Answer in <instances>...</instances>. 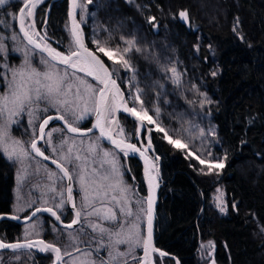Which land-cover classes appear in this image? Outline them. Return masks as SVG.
<instances>
[{
	"label": "trees",
	"instance_id": "trees-1",
	"mask_svg": "<svg viewBox=\"0 0 264 264\" xmlns=\"http://www.w3.org/2000/svg\"><path fill=\"white\" fill-rule=\"evenodd\" d=\"M92 2L89 9L95 11L94 21L101 28L98 38L103 42L107 38L114 44L125 39L135 42L129 57L136 66L138 81L148 86L149 99L159 90L149 84L162 73L165 60L178 63L183 78L181 90L187 93L188 100L176 101V107L166 105L162 123L172 122L170 126L177 127L178 120L188 112L199 114L196 110L200 106L197 100L200 83L209 99L205 118L210 123V133L202 138L204 151L197 154L207 162H223V168H213L208 173L207 163L200 164L189 156L187 149L173 146L161 132L152 131L163 180L157 204L156 247L175 256L180 264H199L200 241L210 240L216 264H264V0ZM18 6L17 2L7 8L16 10ZM181 11L188 13L190 30L178 22ZM235 21L237 33L232 31ZM35 23L38 29L45 24V32L56 49L69 50L66 0H44L36 9ZM82 25L87 45L96 50L92 30ZM100 56L112 71L107 59ZM211 70L216 75L212 72L210 76ZM118 81L128 97L126 86ZM167 90L173 94L169 100L176 99L175 90ZM146 91L143 86L141 94ZM53 114L56 113H50ZM87 120L81 129L89 128L91 118ZM120 122L133 142L136 124L124 116H120ZM127 164L144 195L139 161L128 158ZM14 180L13 165L0 156V214L11 213ZM217 188L223 192L226 205V213L222 215L211 204L212 192ZM37 219L44 227L42 238L50 243L48 231L52 220L48 215ZM22 227L1 221L0 240L19 241ZM27 254L31 255V264H52L51 253ZM156 264L175 263L156 257Z\"/></svg>",
	"mask_w": 264,
	"mask_h": 264
},
{
	"label": "snow or ice",
	"instance_id": "snow-or-ice-1",
	"mask_svg": "<svg viewBox=\"0 0 264 264\" xmlns=\"http://www.w3.org/2000/svg\"><path fill=\"white\" fill-rule=\"evenodd\" d=\"M91 2L92 0H88V3ZM5 3H7V0H0V5H4ZM29 3L31 4V8H28ZM37 3H39V0H27L25 6L20 9V28L21 31L24 32V36L30 45L39 49L41 53L47 54L46 57H42L40 61L46 66L45 70L40 71L32 65L31 56L28 51L24 52L23 64L20 67H11L7 62L9 50L3 43H0V61H3V63L0 64V77L4 75L3 69H8L11 74V79L8 80L7 91L4 94H0V149H2L10 159L16 157L23 161V159L29 156V152L25 150L21 142L15 140L10 135L11 125L17 122L13 118L25 112L30 118V124H33L36 120H42L38 125H34L38 130V139H33L30 142V148L37 156L43 157L45 160L51 158L45 155V152L38 147V141H44L51 146L52 133L57 131V129L52 128L46 132L45 129L49 127L50 122L53 120H61L67 132L85 135L86 132H91L92 129L89 128L86 131H82V129L76 125L90 112L96 114V123L93 127L99 129L101 137L109 139L113 145L120 148L121 151H124L125 155H127L129 151L140 152V154L144 156L146 163L151 164L145 152H141L134 144L125 143L123 139L119 141L114 139L111 132L106 131V128L110 127L112 124L116 112L122 110L124 113H129L142 122L147 120L149 124L156 123V129L164 133L169 143L180 148L187 147V145L182 144L179 139L173 140L168 136L167 131L163 127H160V125L148 115L146 109H143V101L140 99V89H137L136 94L132 96L134 106L128 107V102L125 100L124 93L121 91L117 81L112 78L117 74L116 69L110 71L104 60L97 55V53H101L104 57H107L109 61H113L114 64H122L125 68H130L131 66L128 60L125 59V54L131 50L135 43L134 41H127L126 43L129 47L125 48L123 52L119 49H111L100 45L98 41H94V43L97 44L96 50H89L84 44L80 24L76 19L77 9L83 11L86 5L82 3L81 0H71V10L69 12V17L71 18V25L69 27L71 41L69 50L67 54H65L46 42L43 44L37 42L29 35V32L25 30V8H28L26 16L31 17L33 16L32 8H35ZM179 16L184 20L188 19L187 11H181ZM150 19L154 20L155 18L153 17ZM28 27L33 28L34 24ZM233 30L236 31L235 28ZM36 35L39 34L36 33ZM12 39H15V37H12ZM45 39L44 36L40 37L41 41H45ZM138 50L139 49H137V51ZM16 51H19V49ZM59 65L64 66L63 71L60 70L58 67ZM68 68L73 70L71 74L67 71ZM171 71L174 74L176 73L175 68L171 69ZM77 72L84 73L85 77H92L96 85L94 86L88 83L84 77L76 76ZM212 75H216V73L213 72ZM136 102L140 103L142 111L137 110L135 107ZM41 105H43V107H41ZM89 105H91V107H89ZM49 108L56 109L55 116L49 114L42 118L37 114L38 112L48 113ZM59 130L63 131L64 129L61 128ZM148 131L150 132L151 129ZM120 133L123 134V129H120ZM46 136L47 139H45ZM64 142L66 143L67 141ZM148 147H151V138H149ZM97 148L98 145L92 143L89 145L88 151L95 152ZM52 150L56 152L55 147H53ZM71 151L72 149L69 148L68 153H71ZM110 155L111 153L108 151L103 153L105 158ZM84 159L86 160L87 158L85 157ZM196 159L199 160L200 164H208V173H211L213 168L220 169L224 167L223 162L214 164L200 159L198 156ZM62 160H66L68 163L73 164V168L70 170L61 162ZM75 160L79 161L81 157L77 155ZM51 163L62 173V175L59 176L55 172H50L48 174V178L53 180V185L49 189L53 193L51 199L54 203L52 206H48V200L45 199L43 201L45 206L33 208L35 201H27L21 204L18 198V203L14 209L16 213L31 209L29 215L24 217L25 220H32L33 217H37L38 213L46 212L51 217H54L56 221H61L65 204L71 203L73 209H77L73 197V181L78 180L81 190L84 193L82 205L75 211V218L71 223L65 225V227L71 229L74 225L79 224L82 215L85 219L91 216H97L101 220L118 221L119 217L117 211L114 210V208H116L119 210L121 216L124 218L134 217V220L130 222L127 228L124 224L118 223L116 227L120 230L115 232L96 224H90L93 231L98 230L101 234L100 242L96 249L97 255L100 248H105L108 251V259L105 261L101 258L100 264H153L151 254L159 251L153 246L152 241L153 197L150 194L146 198L145 202L147 203V209L141 207L139 210L147 219V233L146 235H142L140 225L136 223V221L140 219V216H134L131 198L128 196L130 188L123 183L122 174L115 163V157L112 158L110 169H106L102 173L97 169H93L92 176L87 172L86 166L75 164L70 156L67 155H62L61 160L51 159ZM151 167H155V165L151 164ZM147 175L149 188H154L156 177L151 174L150 169L147 170ZM64 179H67V185L61 183L58 188L55 182L57 180L62 182ZM90 189H92L91 194L94 195L102 205H104L105 199L109 198L110 192H118L119 194L110 196V202L113 204V207L97 208L90 199ZM56 197H59L58 201H56ZM216 199L218 201L217 207L220 212H225L226 205L223 193L217 196ZM137 203L141 202L137 201ZM232 207L235 208L236 205L233 204ZM89 208L92 210L87 211ZM58 211L60 214H58ZM11 218L20 219L19 215H13ZM38 225L39 220L37 219L33 224L28 226L25 235L30 236L33 232H36L39 236V232L37 231ZM71 235L72 234L69 233V236ZM105 235L108 238L107 244L103 243ZM120 244H127L128 250L126 252L119 251L117 246ZM34 247H38L40 251L54 252L56 254V261L58 262L63 260L61 249L54 244L46 243L43 239L37 241L28 240L26 243H4L0 241V249L16 250L31 249ZM207 247H212L211 242H209ZM138 248L143 251L142 257L136 255V249ZM76 250L80 251V249ZM63 255L71 256L72 254L66 251ZM160 255H167V253L161 252ZM85 256L91 257L92 252L85 253ZM68 264H95V261L91 259L81 261L78 260V258H73ZM213 264H215L214 261Z\"/></svg>",
	"mask_w": 264,
	"mask_h": 264
},
{
	"label": "rangeland",
	"instance_id": "rangeland-1",
	"mask_svg": "<svg viewBox=\"0 0 264 264\" xmlns=\"http://www.w3.org/2000/svg\"><path fill=\"white\" fill-rule=\"evenodd\" d=\"M27 0H7V3H5L4 5H0V43H3L7 49L9 50L8 55H7V62L8 64L13 67V68H18L23 64V59H24V52L28 51L30 53L31 56V60H32V65L34 67H36L38 70L43 71L45 70L46 66L43 65L40 61L42 59V57H44L42 54H40L38 51H36V49H34L33 47H31L24 39V37L22 36V34L20 33L19 29H18V25H17V17L19 14V11L22 7V5L26 2ZM126 2H128L129 4H133V0H124ZM20 3V6H18L19 8L16 10H11L8 9L7 6L10 4H15V3ZM43 2V1H42ZM82 3H84L86 5L85 9L83 11H81L80 9H78V18H79V22L82 26L83 29V25H86L90 28V30H92L91 32V36H92V42L93 45L97 48V44L94 43V41H98L100 45H103L107 48H111V49H119L121 52H123V50L125 48H128L129 45L126 43L127 41H133V39L127 40L125 39L124 41L120 42L117 41L114 43H109V41L106 38V40L104 39V42L97 37V34L99 33V31H101V28H99V23H96L94 20H96V16H95V11H91L89 8L92 6L93 2L88 3V0H81ZM41 4L38 3L36 5V7L33 10V19H34V25L36 27V23H35V13H36V9L38 8V6ZM8 9V10H7ZM95 9H99V5L97 4ZM15 23V25H14ZM237 22L235 21L233 23V29L235 28L236 31L232 30L234 33H237ZM29 25H31V22L29 20V17L25 16V28L27 29V31L29 33H34L33 29L28 27ZM36 31L38 32V37L37 40H39L38 42L40 43H48L50 44L53 48H55L53 46V40L50 39L46 32H45V24L38 29L36 27ZM44 36L46 39L45 41H41L40 37ZM12 37H15V39H12ZM85 37V36H84ZM105 38V37H104ZM86 41V39H85ZM135 45V43H134ZM134 45L132 46L131 49L134 48ZM17 49H19V51H16ZM58 50V49H57ZM62 52V51H61ZM68 50H66L64 53L67 54ZM130 51H128L125 54V59L128 60L129 64H130V68H125L122 64H114L113 61H109L107 59V57H105L107 59V61L110 63L112 70L116 69L117 74L114 75L118 84L119 81L118 79H120L124 85L127 88L128 93V97L126 96L125 92L123 91L122 87V91L125 95V100L132 102V96H134L137 92V89H140V99L143 101V109H146L147 111L153 112V114L148 113L149 116L152 117V119L154 121H156L160 127H163L167 133L168 136H170L173 140L179 139L180 142L182 144L187 145L186 148H181V149H187V152L189 154V156H191L193 159L199 161L198 159H196V157L198 156L200 159L201 157L197 154L198 152H203L204 149H202L204 146L202 138L210 133V123L208 122V120L205 118L206 116H208V109L210 106L209 103V99L207 97V95L203 92L204 90L202 89V85L200 83V86L197 87V91L200 93L199 97H197V100L200 101V106L198 107V109L196 110L197 113H191L188 112V114L183 117L182 120H178L177 127H172L170 126L172 122L170 123H166V122H161L162 120V114L164 113V109L167 108L165 107L167 106H173L176 107V101L179 100H188L186 98V92L184 90H181V83H183V78L179 73V66L178 63L176 61H170V60H165V66L162 69V73H159V76H157L155 79V81H152L151 84H149V87H153L154 89H159L156 91L155 94L152 95V100L151 97L149 99V90H148V86L146 83L141 84V82L138 81V76H137V71H136V66L134 64L131 63L130 61ZM101 54V53H99ZM103 55V54H101ZM15 58V59H14ZM3 61H0V64H2ZM60 68V70H64V66H58ZM175 68L176 73L174 74L171 69ZM111 71V68H109ZM67 71L69 72V74H71L73 72V70L71 68H68ZM213 71H210V76L211 73ZM3 77H0V94H4L7 91V86H8V80L11 79V74L10 71L8 69H3ZM76 76L79 77H84L88 83L93 84L94 86L96 85V82L91 78V77H85L84 73H76ZM178 77V80H177ZM140 78V77H139ZM150 78V77H149ZM152 78H150L149 80H151ZM120 85V84H119ZM143 86L145 87V89H147L146 93L144 95L141 94L142 88ZM167 88L175 90L174 92V96L176 99H171L169 100V97L173 94H171ZM165 89V90H164ZM179 93V94H178ZM184 94V95H183ZM161 98H163V100H161ZM166 98V99H165ZM195 100V98H194ZM171 102H173V104H171ZM204 102V103H203ZM133 103V102H132ZM194 104V103H193ZM196 104V103H195ZM204 104H206L207 106H205ZM133 105V104H132ZM131 104H128V107H133ZM41 107H43V105H41ZM89 107H91V105H89ZM135 107L138 108L137 110L142 111L140 103L136 102L135 103ZM169 108V107H168ZM158 110V111H157ZM50 113H56V109L55 108H49L48 113H43V112H38L37 114L40 115L42 118ZM165 114V113H164ZM94 112H90L88 114L85 115V118L83 120H80L78 122V124L76 126L80 127L81 125H83V123L89 119V118H93ZM166 115V114H165ZM120 116L121 115H114V118L117 120L118 122V129L117 132H115V135L119 138H123L126 141H129V132H127L125 126H123L120 122ZM118 117V118H117ZM14 120H16L17 122L11 125L10 128V135L15 139V140H19L22 144V146L25 148V150H27L29 152V156L26 159H23V161H21L20 159H17L16 157L13 158H9L7 156L6 153H4V151L2 149H0V156H3L9 163H11L13 165V172L15 175V185L13 188V200H12V206H11V213L13 215H26L27 213H29L31 211V209L26 210L25 212H20V213H16L14 211L15 206L18 203V198H19V202L21 204H24L27 201H35V203L33 204V208L35 207H43L45 206L43 201L46 199L48 200V206H51L54 201L51 199V197L53 196V193L49 190L50 187L53 185V180H50L48 178V174L50 172H55L58 176L61 175L56 169L44 164L43 162L39 161L38 159H36L35 157L32 156V154L30 153V142L36 138L37 134H38V130L34 125H38L39 123L42 122V120H36L34 121L33 124L29 123V116L27 115V113H21L20 116L18 117H14ZM114 120V119H113ZM88 121V120H87ZM91 122V121H90ZM144 122H146V124L148 125V127L151 129V132L153 131H158L156 129V123L153 124H149L147 122V120H144ZM52 128L57 129V131L52 133V144L51 146H49L48 144H46L45 142H43L39 147H42L43 150L46 152L45 154L53 159H57V160H61V156L62 155H67L70 156V158L75 162V164L77 165H84L86 166L87 172L89 173L90 176L93 175V169H97L99 172H104V170L106 169H110L111 168V163H112V158L115 157V163L117 168L119 169L120 173L122 174V178H123V183L127 186H129L130 191L128 192V196L131 198V206L133 208V213L134 216L135 215H139L140 219L138 221H136V223H138L140 225V230L142 235H144V221H145V215L140 213V208L143 207L145 209V202L142 199L143 197H141L140 195L138 197H136L133 193V190L130 186L129 180H127L126 175L130 174L129 171V167L127 164V160L128 158L125 157V155H120L117 152H115L113 149L109 148L108 146H106L105 144H103L99 138L96 135H92V136H88V137H74V136H70L68 134H66L63 131H60L59 127L56 126H52L51 128L48 129L51 130ZM109 129V127H108ZM120 129H123V134L120 133ZM47 131V132H48ZM136 132H137V125H136ZM160 132V131H159ZM162 133V132H161ZM164 135V133H162ZM136 136V135H135ZM165 137V136H164ZM45 139H47V136L45 137ZM165 140L169 143V140L165 137ZM64 141H67L66 143ZM196 142H198V146L196 145ZM95 143L98 145V148L95 152H89L88 148L89 145ZM172 144V143H170ZM173 145V144H172ZM174 146V145H173ZM53 147L56 148V152H53ZM176 147V146H175ZM71 148L72 151L71 153H68V149ZM180 148V147H177ZM105 151H108L111 153V155L107 158H105L103 156V153ZM79 155L81 157V160L76 161L75 157ZM87 158L86 160L84 158ZM159 157V156H158ZM160 158V157H159ZM210 158V157H209ZM62 163L65 164L66 167H68L70 170L73 168V164L68 163V161L66 160H62ZM206 164V163H205ZM215 164V163H214ZM134 181V178H132ZM64 184L65 185V181L63 180L61 181H56L55 184L56 186L59 188L60 184ZM74 184V188L73 190L76 192L75 196H76V204L78 206L81 207L82 205V197L84 195L83 191L81 190V187L78 183V180H74L73 181ZM95 187V186H93ZM219 190V191H218ZM92 193V189H90V199L93 201V204L95 207L98 208V200L95 198L94 195L91 194ZM221 193H223L221 191V189H215L212 192V206L215 207L216 211L218 212V214L222 215L225 214V212H220L219 208L217 207V196H219ZM46 194V195H45ZM118 195L119 193H113L110 192L109 193V198L105 199L104 201V206L103 207H113V204L110 202V196L111 195ZM43 197V198H41ZM224 197V195H223ZM56 200H59V197H56ZM137 201H140L141 203H137ZM102 207V206H101ZM91 211L92 209L89 208L87 209V211ZM115 211H117V215L119 217L118 221H107V220H101L99 217L97 216H91L88 217L87 219L84 218L85 222L83 223L84 226L89 227V231L90 234H84L82 236L83 233V229H77L78 227H76V229L72 232H65V231H59V237L60 240H62V247H65V252H71L73 249H76L77 247L81 246V242H90L94 241L96 242H100V233L99 231H93L92 227L90 226V224H96L99 226H102L104 228L110 229L111 231L115 232V231H119L120 229L116 227V225L118 223H122L125 225V227L127 228L128 225L130 224L131 221L134 220V217H129V218H124L123 216L120 215L119 210L114 208ZM24 218V217H21ZM93 218H95L96 220L93 221ZM98 218V219H97ZM36 221V220H34ZM34 221H32L29 224L23 225L22 227V232L20 234V239H18L19 241L21 240H29V239H39L38 235L36 234V232H33L30 236H26L25 232L26 229H28V226L33 224ZM42 225V223L39 221V225L37 227V231L39 233L43 234V230H41V228L39 229V227ZM43 228V226H41ZM44 229V228H43ZM52 230V228H50V230L48 231V233ZM69 233H71L72 235L69 236ZM55 238V235H54ZM54 241V239H53ZM46 242V241H45ZM105 242V244H107L108 242V238L105 235L103 243ZM209 242H211L212 247L209 248L207 247L209 245ZM48 243V242H47ZM96 245H98V243H96ZM119 251L122 252H126L128 250V245L127 244H120L117 246ZM101 249V248H100ZM107 251V250H106ZM213 251H214V244L212 241L210 240H202L200 241L199 244V249H198V253H197V257H198V261L199 264H213ZM27 252H31L30 250H16V251H11V253L13 255H7V254H1L0 253V263L2 264H31L32 258L30 254H27ZM142 249H136V255L139 257L141 255ZM45 253H51L52 255H54L53 252L51 251H45L44 253H40V254H45ZM87 253V252H85ZM85 253H81L79 256L75 257L78 258V260H86V259H91L95 261V264H100L101 259H96L95 257L91 256V257H86ZM108 259V251H107V255L105 256V261ZM72 259H70L71 261ZM69 261V262H70ZM215 262V261H214ZM216 264V263H215Z\"/></svg>",
	"mask_w": 264,
	"mask_h": 264
},
{
	"label": "water",
	"instance_id": "water-1",
	"mask_svg": "<svg viewBox=\"0 0 264 264\" xmlns=\"http://www.w3.org/2000/svg\"><path fill=\"white\" fill-rule=\"evenodd\" d=\"M44 0H39V3ZM27 3V1L22 5L21 8H23L25 6V4ZM30 4V3H29ZM28 4V6H29ZM38 4V3H37ZM36 4V5H37ZM66 4H67V24H68V31H69V27L71 25V18L69 17V12L71 10V0H66ZM20 11H19V14H18V17H17V25H18V29L20 31V33L22 34L21 30H20ZM180 13V12H179ZM179 13H178V16H177V19H178V22L183 25L185 27L186 30H190V19H189V16H188V19L187 20H184L182 19L180 16H179ZM188 14V13H187ZM76 19H77V22L80 24L79 22V18H78V9H77V15H76ZM29 20L31 22V25L34 24V19H33V16L29 17ZM33 29V32L34 33H38L36 31V27L34 25V27L32 28ZM80 29H81V32H82V38H83V41H84V44L85 46L91 50V51H95L93 49H91L86 41H85V37H84V33H83V29H82V26L80 24ZM70 34V32H69ZM23 36V34H22ZM24 37V36H23ZM40 37V36H39ZM70 37H71V34H70ZM28 43V42H27ZM29 44V43H28ZM30 45V44H29ZM31 47L34 48V46L30 45ZM36 49V48H34ZM36 51H38L40 54H42L44 57H46V53H41L39 49H36ZM97 55L100 56L99 53H97ZM101 57V56H100ZM101 59L103 60V58L101 57ZM105 62V61H104ZM106 64V62H105ZM59 66H63V65H59ZM106 66H108L106 64ZM110 70V69H109ZM113 79L116 80L115 76L112 77ZM117 81V80H116ZM118 84V82H117ZM119 85V84H118ZM120 86V85H119ZM121 88V87H120ZM122 91V89H121ZM123 92V91H122ZM125 96V95H124ZM56 114H53V116H55ZM117 115H121V116H124L126 118H128L129 120H131L132 122H134L136 125H137V132H136V136H135V141L134 142H128V141H125L123 138H119L117 137L116 135H112V137L116 140H121L123 139L125 143H130V144H134L136 145V147L138 149H140L141 152H145V155L149 158V161L151 162V164H154L155 167H151V164L149 163H146L145 161V158L144 156H142L140 154V152H131L129 151L127 155H125V152L124 151H121L120 148H117L115 145H113L111 143V141L107 138H104V137H101L100 136V131L99 129L97 128H94L93 125H95L96 123V114L94 113L93 115V118L91 119V122H90V125H89V128L92 129L91 132H86L85 135H80V134H74V133H69L67 132L66 130V127L64 126V123L63 121L61 120H53L50 122V125L48 128L45 129V131L47 132L49 128H51L52 126H55V125H58L60 126L61 128L64 129V132L70 136H74V137H88V136H92V135H96L99 140L105 144L106 146H108L109 148L113 149L115 152H117L118 154H122V155H125L126 158H136L139 163H140V168H141V180H142V184H143V187H144V190H145V201H146V198L151 194L152 197H153V219H152V241H153V246L158 249L155 245V229H156V217H157V204H158V201H159V192H160V189H161V186H162V183H163V180H162V176H161V159L158 157L156 151H155V147L153 145V142H152V132L148 131L150 128L148 127V125L146 124V122H142L138 119H136L135 117H133L131 114L129 113H124L122 110L118 111L115 113V116ZM118 118V117H117ZM88 128V129H89ZM87 129H82V131H86ZM109 129L106 128V131H108ZM149 138H151V147H148V141H149ZM35 139H38V134L36 136ZM44 141H38V147L43 143ZM30 153L32 154L33 157H35L36 159H38L39 161L43 162L44 164L56 169L59 173H60V170L58 168H56V166L54 164L51 163V159L49 160H45L43 159V157H40V156H37L30 148ZM46 155V154H45ZM151 171V174L156 177V180L154 182L155 186L154 188H149V182H148V175H147V170ZM62 175V173H60ZM65 181V185H67L68 181L67 179H64ZM68 206L70 207V209L73 211L74 213V218H75V211L76 209H73L72 207V204L71 203H68ZM145 209H147V203L145 202ZM39 215H48L50 216L48 213H38L37 214V217ZM13 216V214H0V222L1 221H11V222H14L18 225H26V224H29L31 223L32 221H34L37 217H33L32 220H25L24 218H21L20 219H12L11 217ZM51 217V216H50ZM54 219V221L56 222V224L60 227V228H63V229H68L65 227V223H61V221H56L54 217H52ZM78 225V224H77ZM77 225H74V227H76ZM71 228V229H73ZM147 233V219H146V216H145V221H144V235H146ZM29 240H32V241H37L39 239H29ZM1 241V240H0ZM28 240H21V241H15V242H10V243H26ZM6 243V242H4ZM47 243V242H46ZM50 244V243H48ZM16 250H30L36 254H40V253H44L45 251H40L38 247H34V248H31V249H16ZM16 250H13V249H0V252H11V251H16ZM159 251L157 252H153L151 254V260L153 262V264H156L155 262V256H157L159 259H163V258H169V259H172L174 261L175 264H180L178 259L175 257V256H172V255H160L161 251L160 249H158ZM52 252V251H51ZM54 253V252H53ZM165 253V252H163ZM63 256V255H62ZM143 256V251L141 253V256ZM63 259H64V256H63ZM52 264H64L63 263V260L62 261H56V254L54 253V262Z\"/></svg>",
	"mask_w": 264,
	"mask_h": 264
},
{
	"label": "flooded vegetation",
	"instance_id": "flooded-vegetation-1",
	"mask_svg": "<svg viewBox=\"0 0 264 264\" xmlns=\"http://www.w3.org/2000/svg\"><path fill=\"white\" fill-rule=\"evenodd\" d=\"M125 140V139H124ZM129 141L128 142H131L130 141V139H128ZM126 141V140H125ZM134 141H135V138H134ZM133 141V142H134ZM129 171H130V169H129ZM126 177H127V180H129V183H127V184H130V186H131V188H132V190H133V193H134V195L136 196V197H138L139 195L141 196V197H143L142 199L144 200V202H145V190H144V195L142 194V192H140L139 191V184L136 182V179L134 178V181H133V176H131V174H129V175H126ZM73 188H74V184H73ZM144 188V187H143ZM76 192L73 190V197H74V201L76 202V194H75ZM57 201V200H56ZM74 202V203H75ZM76 204V203H75ZM77 205V204H76ZM105 205V204H104ZM104 205H102L101 203H100V201L98 200V208H100L101 206L103 207ZM52 206V205H51ZM80 208V206H78L77 205V209H79ZM76 209V210H77ZM90 211V210H89ZM10 214H12V213H10ZM58 214H60L59 213V211H58ZM41 216H43V215H39L37 218H40ZM36 218V219H37ZM49 218L52 220V224H51V226H52V230L50 231V236H51V239H52V241L50 242V244H54L56 247H59L60 249H61V254L63 255L64 254V252H65V249L61 246V244H62V240H60V238H57V237H59V231H65L66 233L67 232H72V231H74L75 229H76V227H78L77 229H83L82 231H83V233H82V236L84 235V234H90V231H89V227H87V226H84V222H85V220H84V217H83V215H82V218H81V222L76 226V227H74L73 229H63V228H60L57 224H56V222L54 221V219L52 218V217H50L49 216ZM35 219V220H36ZM74 219V213H73V211L70 209V207L68 206V204H65V206H64V209H63V214H62V216H61V221L63 222V223H65V224H69V223H71V221ZM98 219V218H97ZM96 219L95 218H93V221H95ZM41 226H43V225H41ZM39 227V229L41 228V230H43L44 231V227L42 228V227ZM144 229V228H143ZM43 235H44V233L42 234V233H39V239H43L42 237H43ZM54 235H55V238H54ZM57 236V237H56ZM53 239H54V241H53ZM44 240V239H43ZM45 241V240H44ZM90 242H81V246H79V247H77L76 249H80V251H77L76 249H73L70 253L72 254L71 256H67V255H63L64 256V259H63V263L64 264H68V262L70 261V259H73V258H75V257H77V256H79L81 253H85V252H92V256L93 257H95L96 259H103V260H105V256L107 255V251H106V249L105 248H101V249H99V252H98V255H97V252H96V249H97V245H96V243H99V242H94V241H91V240H89ZM105 243V242H104ZM142 253V252H141ZM39 255H42V254H39ZM53 256V259H52V263L54 262V255H52ZM141 256V255H140ZM139 256V257H140ZM156 257L157 256H155V262H156ZM158 258V257H157ZM130 259V258H129ZM159 259V258H158Z\"/></svg>",
	"mask_w": 264,
	"mask_h": 264
},
{
	"label": "bare ground",
	"instance_id": "bare-ground-1",
	"mask_svg": "<svg viewBox=\"0 0 264 264\" xmlns=\"http://www.w3.org/2000/svg\"><path fill=\"white\" fill-rule=\"evenodd\" d=\"M28 8H31V4H29ZM28 8H25V16H26V12H27ZM33 10H34V8H32V12H33ZM19 17H20V19H21V13H20V16H19ZM19 23H20V21H19ZM20 30H21V28H20ZM25 30L27 31L26 28H25ZM21 32H22V34H23V36H24V32H23V31H21ZM29 35H31V36L33 37V39L36 40L37 42L39 41V40H37L38 35H36V33H29ZM24 39H25L26 42H28V40L25 38V36H24ZM39 43H40V42H39ZM32 46H33V45H32ZM91 78H92V77H91ZM117 129H118V122H117V120L114 118V120H113L112 124L110 125L108 131H110L111 134L115 135V132H117Z\"/></svg>",
	"mask_w": 264,
	"mask_h": 264
}]
</instances>
